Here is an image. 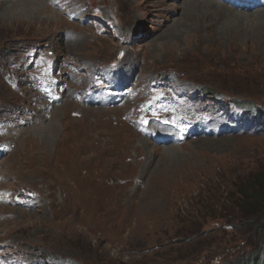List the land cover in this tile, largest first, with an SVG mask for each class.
I'll use <instances>...</instances> for the list:
<instances>
[{"label": "rangeland", "instance_id": "rangeland-1", "mask_svg": "<svg viewBox=\"0 0 264 264\" xmlns=\"http://www.w3.org/2000/svg\"><path fill=\"white\" fill-rule=\"evenodd\" d=\"M187 1L0 0L5 264H235L259 249L214 215L264 165V118L237 105L264 106V0ZM42 69L57 79L39 94ZM85 83L109 103L59 110ZM141 90L148 141L121 104Z\"/></svg>", "mask_w": 264, "mask_h": 264}, {"label": "trees", "instance_id": "trees-1", "mask_svg": "<svg viewBox=\"0 0 264 264\" xmlns=\"http://www.w3.org/2000/svg\"><path fill=\"white\" fill-rule=\"evenodd\" d=\"M206 92H209V90L206 89ZM237 105L246 114L252 115L255 112V114H259V118L264 117L263 105L255 108H252L248 103L237 102ZM230 198L234 205L231 204L230 208L216 213L214 216L223 222L224 227L230 225L236 231L241 230V226L252 229L255 237L259 238L258 243L260 244L259 249L253 255L247 256L245 259L235 262V264H264V165L257 172L243 180L238 186L236 194ZM234 219L239 224H233ZM189 233L194 234L196 231L191 229ZM206 233L210 232L204 231L201 236L205 237Z\"/></svg>", "mask_w": 264, "mask_h": 264}, {"label": "bare ground", "instance_id": "bare-ground-1", "mask_svg": "<svg viewBox=\"0 0 264 264\" xmlns=\"http://www.w3.org/2000/svg\"><path fill=\"white\" fill-rule=\"evenodd\" d=\"M32 1V0H31ZM199 0H188L186 3H188V5H192L194 2H198ZM211 1V0H210ZM8 3V2H7ZM238 6V5H237ZM248 6H244V7H241L242 8V10L244 9L245 11L247 10V11H250V10H255L256 11V9H257V7H255L254 9H252V8H247ZM231 7H229V9H230ZM241 10V11H242ZM258 10V9H257ZM12 13V12H11ZM71 12L70 13H68L67 14V17L68 18H70L71 19ZM259 15H261V14H259ZM233 18H234V20H237L238 22H243L242 20H246L248 17H251V15L250 14H241V13H234V14H232L231 15ZM236 26V25H235ZM232 27V28H235L233 31H235V30H238V29H236V28H241V29H244V25L243 24H239L237 27ZM235 32H239V31H235ZM73 38V37H72ZM75 40V39H74ZM81 40V39H80ZM69 41V40H68ZM76 43V42H75ZM81 43V42H80ZM56 50H53V53H54V55H55V62L56 63H59L58 62V60H60V57H59V55L58 54H56ZM117 70V72H116V75L117 76H119L118 78H120L123 82L124 81H131L132 80V74H133V71L134 70H136L137 69V67H136V64H135V62H132L131 61V59H127V60H125L124 61V64H123V68H116ZM122 71V72H121ZM22 73V72H21ZM121 75H120V74ZM131 73V74H130ZM34 78H36L37 79V85H35L37 88H36V90H35V92H38L39 94H40V92H39V90L41 89V87L43 86V87H46L47 86V83H51V81H53V80H55V79H57V78H54L53 79V77L51 76V72H49L47 69H42V70H36L35 71V76H34ZM96 78V77H95ZM135 78V77H134ZM138 78V77H137ZM149 80V79H148ZM137 81V80H136ZM39 82V83H38ZM80 82H81V80H80ZM143 82V81H142ZM148 82V81H147ZM169 82V81H168ZM167 82V83H168ZM101 84L103 85L104 83H102L101 82ZM130 84V83H129ZM84 86H81V87H79L78 86V89L76 90V92L73 94V95H68V98L66 99V98H64V102L65 101H70V99H71V97L73 96L75 99H72L73 100V102H67V103H65L64 105L65 106H62L61 107V109H59V110H64L66 107H69L70 105H74L75 107H77L78 108V106L79 107H82V108H84V105H86L87 104V101H88V99L90 98V95H91V100H93V102L94 103H97L99 106H101V105H105L107 102L109 103V101L108 100H102V99H99V101H96V100H94V98H95V96L96 95H99V94H96V92H98L99 90H100V87H98V86H96V84H93V85H88V83H85V84H83ZM139 85V84H138ZM177 85H174V88L176 87ZM96 87H98L99 89H95V90H93L92 91V93L91 94H89V91H91L92 89H94V88H96ZM181 89V88H180ZM144 90V89H143ZM41 92H42V90H41ZM129 93V91L128 92H126L125 94H123V97H125L127 94ZM96 94V95H95ZM37 95L38 94H36V97H37ZM148 92L146 93V94H142V90L139 92V96L137 97L138 99H136L135 101H134V103H133V105H134V107H131V103H132V101H130L129 103H128V101H129V99H125V100H121V104H123L124 105V102L126 101V107H125V109H124V112H125V115H124V119L125 120H127L129 123H130V126L138 133V134H140V140L141 139H145V140H147V137L145 138V137H141V135H142V130L141 129H137L134 125H135V120H137L139 117V115L144 111V110H146V107H143V106H139L138 105V100H140V99H146V98H148ZM28 97V96H27ZM29 98V97H28ZM39 99V98H38ZM66 99V100H65ZM35 99H33V101H34ZM29 101H30V103L32 104L33 103V101H32V99H30L29 98ZM75 101V102H74ZM91 102V101H90ZM92 104V103H91ZM97 104H96V106H97ZM82 105V106H81ZM94 105V104H93ZM130 105V106H129ZM132 105V106H133ZM44 106V105H43ZM144 109V110H143ZM84 110L85 111H87V109H85L84 108ZM104 110V109H103ZM118 110V109H117ZM34 111H36V108L34 109ZM88 111H91V110H88ZM80 114V113H79ZM151 128H153L152 127V125L150 126ZM158 128V127H157ZM133 130V131H134ZM157 130H161L162 131V128L160 127V128H158ZM156 133H158V132H156ZM148 141V140H147ZM29 158V157H28ZM132 159V158H131ZM104 179V178H103ZM105 182H108L107 180H105ZM38 192V191H37ZM40 194V193H39ZM5 198V197H4ZM11 202H12V200H11ZM4 203V202H3ZM14 204V205H13ZM11 205L13 206V208H15V207H20V205L15 201V202H12L11 203ZM28 208H26V210H27ZM0 264H5V262L4 261H2V260H0Z\"/></svg>", "mask_w": 264, "mask_h": 264}]
</instances>
